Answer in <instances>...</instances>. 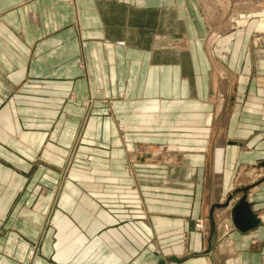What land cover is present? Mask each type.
<instances>
[{
    "label": "crops",
    "instance_id": "1",
    "mask_svg": "<svg viewBox=\"0 0 264 264\" xmlns=\"http://www.w3.org/2000/svg\"><path fill=\"white\" fill-rule=\"evenodd\" d=\"M197 5L188 47L167 52L149 28H179L182 0H0V264H264V36L208 39ZM92 92L95 139L108 121L112 139L116 122L128 139L171 134L180 162H84ZM243 196L258 220L244 231Z\"/></svg>",
    "mask_w": 264,
    "mask_h": 264
},
{
    "label": "rangeland",
    "instance_id": "2",
    "mask_svg": "<svg viewBox=\"0 0 264 264\" xmlns=\"http://www.w3.org/2000/svg\"><path fill=\"white\" fill-rule=\"evenodd\" d=\"M182 4L184 6L183 10L186 17L179 28L167 27L166 29H163L165 33L161 34L160 38H157V35H155L156 30H158V27H156L157 23L155 22V24L153 25L154 22H151V26L149 28L151 32V40L153 36L155 37V40L153 42L154 44L152 43V45H154L155 47H159L161 45V48L164 51L166 50L167 52H173L176 48H183V51H185L186 47H188V37L190 36L188 35V24L190 23V21L187 19V17H189V15H192L190 6L194 4H198L197 7L199 8V17L200 19H203L202 21H204V30L206 35L208 36V39L225 35L229 32L245 27L246 29L251 30L252 35L264 36V29H261L259 27L260 21H264V0H182ZM136 31L137 33L139 32L136 38L142 39V32L144 31V28L138 27ZM196 31H199V29L197 28ZM144 32L145 39H147L146 30ZM120 43L123 42L120 41ZM136 45L142 47V43H136ZM146 45L148 46V44H145V46ZM115 96L116 98L124 99L123 93ZM95 97H98V94L96 95V93L92 92L86 100V116L88 115L86 130H89V126H92L90 129L93 131V133L92 138L86 140L85 144L83 145L86 147V149L81 151V155H84L81 156L84 159V162L92 164L100 163V157L102 163L113 162L111 161V156H113V154L111 155V151L113 148H117L124 153V158L126 160H129L127 163L128 165L130 164V162L136 160L148 163L164 164H174L180 162L181 157L179 156V153L176 154L177 151H181V146L179 143L180 141H174L172 139L173 136H171V134L168 135L169 133L167 134V139L161 141H158L157 139L153 140V138L151 140L128 139L126 137V128L123 127L125 125L116 122L118 128V139H112L111 134L116 131L112 126H115V124L111 125L108 121L102 123L101 125L103 138L95 139L94 133H98V130L96 129V131L94 132V126L92 124H89V121L91 120V118L89 120V117L93 115L92 104L95 100ZM100 99L102 101L111 103L113 97L102 95V98ZM105 113L110 116L111 108H109V106L108 109L103 112L104 115ZM136 133H139L140 136L142 134L139 131H137ZM77 141H75L74 144L68 149L67 155L65 156V160L63 163V166L65 165V167H61L58 181L53 188L56 197L61 189V184L70 176L69 170L71 168V165L73 163H82L77 161V151L80 150V144L82 145V141H80L79 143ZM114 153H116V151ZM63 168H65V170H63ZM201 222L202 226H198L199 224H201ZM48 223L49 222L46 221V224ZM207 224H209V222L205 224L202 219H198L195 221V225L199 229L209 230V226H207ZM38 246L39 243H34L32 249L30 250V258H33L37 254L39 248Z\"/></svg>",
    "mask_w": 264,
    "mask_h": 264
},
{
    "label": "water",
    "instance_id": "3",
    "mask_svg": "<svg viewBox=\"0 0 264 264\" xmlns=\"http://www.w3.org/2000/svg\"><path fill=\"white\" fill-rule=\"evenodd\" d=\"M231 198H232V195L227 199V201H224L223 203H215L213 207L227 206ZM212 211L213 210H211V212ZM232 214H233V220L236 226L240 230H243V231L248 230V229L254 228L258 224V220L255 217L254 213L252 212L244 196L241 197L237 201V203L233 206Z\"/></svg>",
    "mask_w": 264,
    "mask_h": 264
},
{
    "label": "bare ground",
    "instance_id": "4",
    "mask_svg": "<svg viewBox=\"0 0 264 264\" xmlns=\"http://www.w3.org/2000/svg\"><path fill=\"white\" fill-rule=\"evenodd\" d=\"M241 23V22H240ZM259 27L261 28V29H264V22H261L260 21V23H259ZM87 112V111H86ZM123 126V125H122ZM167 159V158H166ZM47 162V161H46ZM127 169H129V168H127ZM210 208H212V206L210 207ZM212 210H214V208H212ZM211 224H212V219H211ZM210 222H209V224H207V226H209V229H210ZM204 226V225H203ZM29 255H30V253H29Z\"/></svg>",
    "mask_w": 264,
    "mask_h": 264
},
{
    "label": "built area",
    "instance_id": "5",
    "mask_svg": "<svg viewBox=\"0 0 264 264\" xmlns=\"http://www.w3.org/2000/svg\"><path fill=\"white\" fill-rule=\"evenodd\" d=\"M198 226H202V222H201V224H199Z\"/></svg>",
    "mask_w": 264,
    "mask_h": 264
}]
</instances>
